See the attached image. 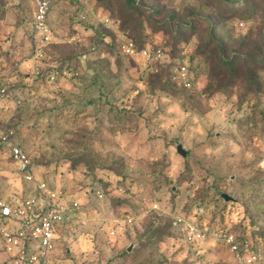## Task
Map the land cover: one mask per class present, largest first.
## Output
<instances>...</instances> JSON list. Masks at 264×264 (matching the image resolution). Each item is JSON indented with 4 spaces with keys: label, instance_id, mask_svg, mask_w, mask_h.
Segmentation results:
<instances>
[{
    "label": "rangeland",
    "instance_id": "374dc122",
    "mask_svg": "<svg viewBox=\"0 0 264 264\" xmlns=\"http://www.w3.org/2000/svg\"><path fill=\"white\" fill-rule=\"evenodd\" d=\"M33 17L0 0V199L34 190L19 144L80 201L57 264H227V229L263 243L264 0H52L46 33Z\"/></svg>",
    "mask_w": 264,
    "mask_h": 264
},
{
    "label": "built area",
    "instance_id": "2783aa9c",
    "mask_svg": "<svg viewBox=\"0 0 264 264\" xmlns=\"http://www.w3.org/2000/svg\"><path fill=\"white\" fill-rule=\"evenodd\" d=\"M30 1L34 6V29L48 32V15L52 0ZM124 48L133 52V42H127ZM155 54L162 56V49H157ZM175 75L182 85L192 87L193 82L186 61L176 67ZM3 138L6 140V136ZM11 155L22 164V169L27 172V177L35 182V187L33 192L20 200L0 199L2 240L15 264H57L59 259L55 252L62 227L69 220L79 217L80 201L46 179L33 178L28 169L31 164L29 154L21 145H12ZM186 228L189 239L194 241L197 227L190 223ZM221 239L230 252L227 264H263L264 241L262 244H253L250 239L239 238L230 229L221 231Z\"/></svg>",
    "mask_w": 264,
    "mask_h": 264
},
{
    "label": "water",
    "instance_id": "95a60500",
    "mask_svg": "<svg viewBox=\"0 0 264 264\" xmlns=\"http://www.w3.org/2000/svg\"><path fill=\"white\" fill-rule=\"evenodd\" d=\"M177 151H178L179 153H181L183 156H186L187 153H188V151H187L186 149L183 148L182 144H178V146H177ZM222 196L224 197V199H225L226 201H229V200H232V199H233V197H232L231 195L227 194V193H222ZM131 249H132V245H130V246L128 247V250H131Z\"/></svg>",
    "mask_w": 264,
    "mask_h": 264
}]
</instances>
